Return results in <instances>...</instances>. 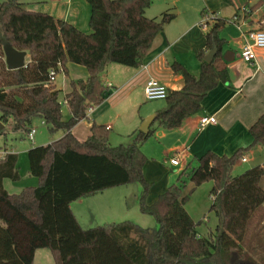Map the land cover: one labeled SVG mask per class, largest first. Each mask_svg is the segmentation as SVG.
Listing matches in <instances>:
<instances>
[{
  "label": "trees",
  "instance_id": "16d2710c",
  "mask_svg": "<svg viewBox=\"0 0 264 264\" xmlns=\"http://www.w3.org/2000/svg\"><path fill=\"white\" fill-rule=\"evenodd\" d=\"M86 1L90 33L47 13L29 11L20 0L0 2V35L31 56L24 67L8 70L0 41V122L11 120L14 130L27 132L32 118L39 117L50 130L64 133L46 145L30 146L28 173L37 184L18 193H8L3 186L4 180L19 179L17 156L0 155V264H33L40 248L49 250L54 264H264V165L231 174L248 149L264 145V112L249 129V146L231 155L207 151L194 157L154 202H145L146 158L140 147L156 128L175 129L197 114L207 93L226 80V71L215 64L224 43L221 25L214 22L205 33V48L196 54L198 77L178 62L171 64L183 85L167 91L165 106L147 133L135 129L127 144L111 146L109 128L92 122L87 137L79 141L71 129L87 118L88 108L110 95L111 86L100 78L105 67L141 66L157 34L176 16L166 10L158 18L147 17L145 10L153 0ZM212 44L217 53L206 62ZM66 62L84 66L88 77L70 81L61 102L50 72L56 75ZM187 180L194 187L212 182L209 211L217 223L207 235L198 233L202 220L194 221L184 207ZM133 181L143 187L139 211L153 218L155 229L146 231L127 220L79 225L69 207L72 201Z\"/></svg>",
  "mask_w": 264,
  "mask_h": 264
},
{
  "label": "crops",
  "instance_id": "0c3cea01",
  "mask_svg": "<svg viewBox=\"0 0 264 264\" xmlns=\"http://www.w3.org/2000/svg\"><path fill=\"white\" fill-rule=\"evenodd\" d=\"M20 1L29 11L47 13L56 19L72 24L84 33H90V6L86 0ZM166 10L175 12L176 16L166 23L157 34L142 65L137 68L119 64L107 65L100 78L105 85L111 86L110 95L100 105L94 107L87 114V118L77 123L71 129V133L77 140L82 141L76 137L74 129L79 124H85L89 132L91 123L95 122L108 127L109 135L111 132L120 133L125 130L128 132L126 133L128 137L131 132L138 129L143 118L156 114L158 110L144 109L140 114L129 113L128 118L117 111L116 104L111 105L109 101L114 100L122 89L129 91V97L135 91H142L144 95V85L149 78L159 80L167 90H179L183 85V78L172 72L171 64L173 62H178L188 72L198 77L200 67L196 54L205 48L207 29L212 23L218 22L221 25L219 36L224 39V43L220 49L219 57L215 59V64L218 68L226 71V80L219 82L207 93L202 100L201 110L197 114L184 119L181 125L175 129L156 128L150 136L157 135L159 142L161 140L159 156L165 165L171 169L174 168L178 173L187 162L207 151L218 155H231L237 149L247 147L252 143L249 129L264 112V48L254 50L255 59L251 62L241 59L240 49L245 33L264 30V0H153L145 10V15L149 18H158ZM204 15L209 17L208 20H205L207 24L205 29L200 26ZM25 53L24 62L27 64L31 56L28 52ZM114 73L122 78L119 86L115 85L117 81ZM87 77L88 72L84 66L66 62L55 75L53 84L64 95L70 90V81L85 80ZM202 116H213L215 121L200 127L199 119ZM89 119L91 121L85 122ZM116 122L125 123V129H119ZM63 135L62 132L59 138ZM39 144L41 143L35 141L31 143L34 146H39ZM29 148L16 150L4 147L0 149V155L14 153L17 156L16 165L19 179L17 181L4 180L3 182L8 193H18L23 187L37 184V179L28 173L27 150ZM140 151L146 158L142 172L149 180L144 170L147 165V149L145 148L144 153L141 146ZM242 158L245 160L242 161ZM251 165H264V145H253L236 160L232 170L241 172ZM166 184L167 181H165V186H167ZM134 189L135 192L132 193L135 201L133 221L146 231L153 230L156 228L155 222L136 213L139 210V205L136 204L139 186L135 185ZM128 191L129 189L126 188L119 195L116 201L117 205H122L125 202L122 196L127 198L125 194ZM106 193L107 189L70 203L69 207L82 228L91 226L89 223L91 220V224H94V219L98 220L96 224L118 222L116 220L122 216H125L126 220H130L129 212L126 213L127 209H123V212L120 210L121 212L113 215L110 195ZM153 200L156 199L149 197L145 199V202L151 204L154 202ZM112 201L114 200L112 199ZM96 217L98 218L96 219ZM81 220L85 225H82ZM198 233L202 234L199 231ZM41 249L45 248L35 250L33 264H54L49 250L45 252Z\"/></svg>",
  "mask_w": 264,
  "mask_h": 264
},
{
  "label": "rangeland",
  "instance_id": "374dc122",
  "mask_svg": "<svg viewBox=\"0 0 264 264\" xmlns=\"http://www.w3.org/2000/svg\"><path fill=\"white\" fill-rule=\"evenodd\" d=\"M5 1V0H0V2ZM121 66V65H120ZM116 86H119L121 84V76H117L116 73ZM121 87V86H120ZM63 100V93H60V101L62 102ZM112 104L117 105V111L120 112V114H124V116H127L129 118V113L132 115L140 114L144 109L148 108H153L155 110H160L165 106V101L164 99H157V100H146L144 98V95L142 91H135L132 96L129 97V91L127 89H122L120 92H118L117 97L114 100L109 101ZM62 116L64 119L67 118L68 112L65 107V105H62ZM114 114V113H113ZM42 119L39 117H33L31 120V123L28 127V129H34L35 133L33 136V141L41 143L39 145H46L50 141H54L59 139L62 131L56 130L52 131L50 130L47 125H45L44 122L41 121ZM89 120H85V122H89ZM116 125L119 127V129H125V123L124 124H119L116 122ZM120 133H113L109 135V142L111 146H117L119 144H127L128 143V137L127 134L128 132ZM74 134L76 137L80 138V140H83L86 138L88 135V129L85 126V124H79L77 127L74 129ZM31 141L27 139L25 136V131L23 130H14L13 128V123L11 120H9L6 124H3V128L0 130V149L6 147L7 149H22L25 147H30L31 146ZM161 146V140L159 142V139L157 135H153L150 137L145 143L142 145V150L144 152L145 148L147 149L146 152V157H147V165L144 168L145 174L148 177L149 180L143 175V178L145 179L147 183V191H146V196L145 199H148L149 197L156 199L158 194L162 193L165 191L166 187L176 181L178 173L175 172L174 168H170L169 166L165 165L163 163L162 158L159 156V152L161 149L159 147ZM145 153V152H144ZM254 165L247 166L244 170L253 167ZM244 170H241L244 171ZM179 172V171H178ZM238 171L232 170L231 174L232 175H238ZM165 181H167V186H165ZM262 185L264 186V177L262 178L261 181ZM137 185L139 186V195L141 194L143 187L142 185L137 182L133 181L129 184L122 185V186H117L113 188L107 189V193L109 194V199L111 201V212L114 214H117L120 210L123 212V209L126 210V213L128 214L129 212V219L127 221H133V211L135 208V201L132 196V193L135 192L134 186ZM212 187V182L207 181L202 184H200L197 187H194L190 181H186L185 187L183 188L182 195H185L187 197L186 202L184 204V207L188 214L192 217L194 221H199L202 220L200 225L196 227V229L201 232L202 234L207 235L209 232H213L215 225L217 223V218L215 217L214 213L209 211V207L212 202V198L209 195V191ZM126 188L129 189L127 192V198H124V195L122 198L125 200L123 204L117 205V198L123 191L126 190ZM139 195L137 196L139 198ZM116 197V200H115ZM148 197V198H147ZM112 199L114 201H112ZM109 201V202H110ZM154 201V200H153ZM116 203V204H115ZM138 200L136 204L138 205ZM120 208V209H119ZM120 211V212H121ZM136 213L140 216H143V218L152 220L155 222L152 217L149 215L142 214L139 210L136 211ZM105 214V213H104ZM125 216H122V218H118V222L125 221L126 218ZM98 217H96L97 219ZM92 221V220H91ZM89 222L91 226L89 227H94L97 225H104L107 224V222H103L101 224H96L97 221L95 219L93 220L94 224H91L92 222ZM83 220H81L82 225ZM112 223V222H110ZM115 223V222H114ZM135 223V222H134ZM86 227V228H89ZM150 229L149 231H151ZM210 230V231H209ZM44 250L45 252H48V249H41Z\"/></svg>",
  "mask_w": 264,
  "mask_h": 264
},
{
  "label": "built area",
  "instance_id": "2783aa9c",
  "mask_svg": "<svg viewBox=\"0 0 264 264\" xmlns=\"http://www.w3.org/2000/svg\"><path fill=\"white\" fill-rule=\"evenodd\" d=\"M208 16L203 17V22L200 23L202 28H206L207 24L205 20H208ZM244 42L240 49V57L242 60L246 62H251L255 59L254 50L256 48H264V30H255L248 31L243 35ZM50 78L53 82L55 78V74L50 72ZM144 97L146 100H157V99H165L167 96V88L161 83L159 80L155 78H149L144 85ZM92 107L88 108L87 114L92 111ZM215 119L213 116H202L199 119V126L203 127L205 125L214 123ZM34 129H29L26 133V137L31 142L33 141ZM245 159L242 158V161Z\"/></svg>",
  "mask_w": 264,
  "mask_h": 264
},
{
  "label": "water",
  "instance_id": "95a60500",
  "mask_svg": "<svg viewBox=\"0 0 264 264\" xmlns=\"http://www.w3.org/2000/svg\"><path fill=\"white\" fill-rule=\"evenodd\" d=\"M0 41L2 46V51L4 54V62L8 70H15L25 66L24 57L26 55L25 51H19L12 47V45L7 41L4 35H0ZM217 53V47L212 44L210 50L204 56L206 62H210ZM156 114H151L142 119L138 130L142 133H147L150 124L155 119ZM3 128V124L0 122V130Z\"/></svg>",
  "mask_w": 264,
  "mask_h": 264
}]
</instances>
